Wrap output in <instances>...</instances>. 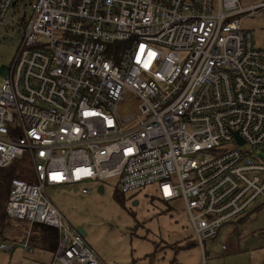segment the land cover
<instances>
[{
	"label": "built area",
	"instance_id": "built-area-1",
	"mask_svg": "<svg viewBox=\"0 0 264 264\" xmlns=\"http://www.w3.org/2000/svg\"><path fill=\"white\" fill-rule=\"evenodd\" d=\"M29 1L0 83V166L31 163L33 180L13 177L6 209L58 230L50 264L101 259L48 185L89 194L86 184L113 178L125 193L156 184L163 202L186 205L200 245L263 196L254 153L264 145V47L239 15L264 0ZM15 3L0 0V26Z\"/></svg>",
	"mask_w": 264,
	"mask_h": 264
},
{
	"label": "rangeland",
	"instance_id": "rangeland-1",
	"mask_svg": "<svg viewBox=\"0 0 264 264\" xmlns=\"http://www.w3.org/2000/svg\"><path fill=\"white\" fill-rule=\"evenodd\" d=\"M258 1L242 0V4ZM31 9L29 0H16L0 26V83L5 79L4 67H10L16 55ZM242 16L243 25L254 33L255 46L264 47V9ZM254 156L264 162V145ZM19 168L25 170V180H33L29 161ZM86 185L89 194L81 192L78 184L48 185L46 192L64 217L85 232L100 264H264V194L244 214L224 223L217 237L200 245L186 205L181 199L163 202L156 184L127 193L116 188L114 178ZM12 225L17 226L15 233L23 236L31 229L34 235L35 224ZM52 257L50 251L28 252L23 243L11 251L0 249V264H50Z\"/></svg>",
	"mask_w": 264,
	"mask_h": 264
},
{
	"label": "trees",
	"instance_id": "trees-1",
	"mask_svg": "<svg viewBox=\"0 0 264 264\" xmlns=\"http://www.w3.org/2000/svg\"><path fill=\"white\" fill-rule=\"evenodd\" d=\"M24 160L25 158H18L12 161V164L9 166H0V241L8 240L12 238V236V239L17 238L16 235L19 234L14 232V229L17 230V226L12 225V222H15V220L8 216L6 203L10 196L9 193L13 177L23 178L24 176L25 170L19 168L21 162ZM30 178H28V180H31ZM18 221H16V223H18ZM18 225L20 224L18 223ZM24 225L27 227L26 224ZM33 228H35V231L38 232V235L37 237H34V235L31 236L30 240L32 245L45 251L47 250L51 253H54L57 250L59 244L58 230L48 224L40 223H35Z\"/></svg>",
	"mask_w": 264,
	"mask_h": 264
},
{
	"label": "crops",
	"instance_id": "crops-1",
	"mask_svg": "<svg viewBox=\"0 0 264 264\" xmlns=\"http://www.w3.org/2000/svg\"><path fill=\"white\" fill-rule=\"evenodd\" d=\"M15 220V222L16 221H18V220H16V219H14ZM18 223L20 224V225H24V224H26L27 225V228H28V226H29V224L27 223V222H25V221H18ZM17 223V224H18ZM78 229V228H77ZM37 235H38V232L37 231H35L34 232V237H37ZM16 237L17 238H14V239H12V238H10V239H8L7 241H13V240H16V241H18V243H20V244H22V242L23 241H25L24 239H25V234L23 233V236H22V234H18V235H16ZM2 241H5V240H2ZM1 241V242H2ZM34 249H40V250H43V249H41V248H38V247H35ZM43 251H45V250H43ZM47 251V250H46ZM52 255H53V253H52ZM53 258V257H52Z\"/></svg>",
	"mask_w": 264,
	"mask_h": 264
},
{
	"label": "water",
	"instance_id": "water-1",
	"mask_svg": "<svg viewBox=\"0 0 264 264\" xmlns=\"http://www.w3.org/2000/svg\"><path fill=\"white\" fill-rule=\"evenodd\" d=\"M240 141V143L241 144H243L244 142L243 141H241V140H239ZM99 191H103V186L101 185L100 187H99ZM78 231L84 236L85 235V232L82 230V228H78Z\"/></svg>",
	"mask_w": 264,
	"mask_h": 264
}]
</instances>
